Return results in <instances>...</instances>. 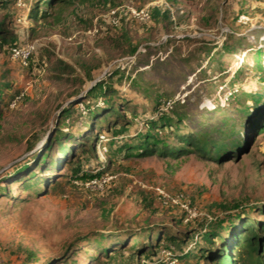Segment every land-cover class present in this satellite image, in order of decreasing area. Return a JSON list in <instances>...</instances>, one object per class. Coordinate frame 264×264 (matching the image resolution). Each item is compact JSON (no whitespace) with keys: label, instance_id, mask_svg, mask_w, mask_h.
Listing matches in <instances>:
<instances>
[{"label":"rangeland","instance_id":"rangeland-1","mask_svg":"<svg viewBox=\"0 0 264 264\" xmlns=\"http://www.w3.org/2000/svg\"><path fill=\"white\" fill-rule=\"evenodd\" d=\"M37 1L0 0V20L16 42L38 47L28 68L8 45L0 49V264H150L162 249L139 259L132 245L157 234L164 243L167 229L190 239L175 264H264V244H231L245 224L258 233L264 224V130L239 123L245 95L264 91V0H57L51 16L34 22L26 11ZM126 7L145 8L149 19L120 28L104 22L109 9ZM100 81L141 105L133 118L119 108L133 123L125 132L77 151L95 131L91 109L106 106L88 93ZM157 104L181 119L178 134L227 148L240 141L237 156L218 162L118 151L149 130L141 117ZM167 128L161 140L176 144ZM56 131L72 148V164L63 165L60 153L56 167L40 162ZM100 173L113 177L102 189L81 179ZM156 188L182 193L198 217L181 223L158 204ZM212 230L229 246L228 263L218 258V238L204 241Z\"/></svg>","mask_w":264,"mask_h":264},{"label":"trees","instance_id":"trees-1","mask_svg":"<svg viewBox=\"0 0 264 264\" xmlns=\"http://www.w3.org/2000/svg\"><path fill=\"white\" fill-rule=\"evenodd\" d=\"M57 3V0H38L36 3L32 4L27 11L25 10L26 14L28 15V19L34 22L47 19L49 16H51V13H49L47 10L53 8ZM39 4H41V7L39 6ZM129 19L131 18H124L121 26L125 21ZM18 44L21 43L16 42V35H14L9 26H7L2 20H0V49L8 45L10 53V48ZM32 61L33 58L30 60L29 66L31 65ZM88 93H90L94 98L97 96L103 97L104 101H102V103L106 106L100 109H91L90 116L93 118L95 131L91 130L90 135L86 136V144L80 143L77 151H85L90 149L92 150V147L96 146V144L99 142L100 136H113L112 134H120L122 132H125L133 123L126 120L125 116L120 113L119 108L121 106H127V110L132 113L133 116H131V118H133L136 115L135 109L138 108L137 106L141 105V103L139 105V102L133 100L131 102H127L130 100L121 97V95L116 92V89H114L112 85H107L106 81L97 82L88 90ZM245 97L246 106L244 113H242L240 117V126L244 127L246 130L256 129L258 132H261L264 130V91L257 92L255 94L249 92L248 95H245ZM10 102L7 104L8 106ZM64 112H66L65 114H67L69 110ZM109 115H111V120H107V116ZM141 121L145 126H147V128H149V130H146L142 134L136 135L138 137L134 140L139 139L136 144H134L135 141H132L130 143L124 142L120 147H118V151H125V154H128L129 156L135 154V156L140 158H146L153 155H159L160 157L178 158L180 156H186L188 154L194 153L201 157L209 156L214 160L221 162L222 159L226 160L234 158L235 156H237V153L240 150V141H228L227 148L225 147V144L220 142L216 144H209L206 139L202 138V136H193L190 133L178 134V132L180 131L176 126L181 123V119L175 120L172 110L161 108V105L159 104L154 106V109L151 112H147L144 117H141ZM102 122H104V126L101 125ZM97 126L98 129H96ZM164 127H168L167 129L172 130V133L176 134V144L173 143L169 145L167 141L161 140L159 132ZM115 128L118 129L116 130ZM150 131L153 132L150 133ZM62 136V133L56 131V135L50 142L51 144H49L48 147H46V149L42 152L40 162H45V159L49 158V167H56L61 164V162H58V159H56V153H60L63 155V165L72 164V159L74 157V155L71 154L72 148L69 146L64 147V143H67V140L62 138ZM65 137H67V135ZM53 147H55L54 152L51 151ZM208 148H210L209 151ZM134 151L135 153H133ZM105 174H82L81 179L89 181L92 179L101 178ZM26 185H28L27 187H29L32 184L31 182H28L26 183ZM165 209H170L179 213L180 222L183 223L181 213L177 209L171 207ZM262 214H264V209H262ZM193 221L188 222L185 225L190 224ZM245 226L248 228L246 233L243 234L241 232L232 235L231 244L233 245V250L240 248L241 240H245L246 245L251 250H255L256 246L264 244V224L261 226L259 233L252 225L245 224ZM161 235L165 236L166 241L164 243L162 242L161 237L157 234L154 241H150L140 245L133 244L132 246L135 248L134 256H137V258L140 259L141 257H143L144 253L148 252V258L153 259L155 257L153 253L155 252V249L161 248L162 250L168 249L172 251L177 262L178 256H180V254L187 250V246L190 243L188 233L186 231L176 232L167 229L163 231ZM203 238L205 242L209 243L212 242L213 238H218L221 244L224 242L221 233L213 230L206 232L203 235ZM131 241L132 239L128 240V242ZM124 242L125 239L123 238L118 243L122 244ZM228 250L229 246H227L226 244H222L217 253L220 261L225 260L226 263L230 261V253L228 252ZM103 252L107 256V249Z\"/></svg>","mask_w":264,"mask_h":264},{"label":"built area","instance_id":"built-area-1","mask_svg":"<svg viewBox=\"0 0 264 264\" xmlns=\"http://www.w3.org/2000/svg\"><path fill=\"white\" fill-rule=\"evenodd\" d=\"M124 18L136 19L138 21H147L149 15L145 8L126 7L125 9L113 8L109 9L103 15L104 22L112 27H120ZM38 47L35 43L18 44L10 48V56L13 60L17 61L20 66L28 67L30 60L37 53ZM14 105L11 103V106ZM112 176L107 174L101 178L89 180L85 185L94 190L102 189L108 185ZM156 199L161 207L175 208L181 213L182 221L184 224L195 220L199 211L191 205L190 201L182 193H168L162 188H156ZM176 259L172 251L165 249L162 250L161 256L153 260L150 264H175Z\"/></svg>","mask_w":264,"mask_h":264}]
</instances>
